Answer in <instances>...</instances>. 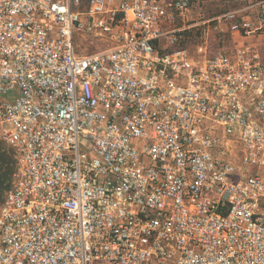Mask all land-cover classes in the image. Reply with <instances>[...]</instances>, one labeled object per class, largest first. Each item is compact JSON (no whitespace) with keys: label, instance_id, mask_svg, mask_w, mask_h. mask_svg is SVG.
<instances>
[{"label":"built area","instance_id":"1","mask_svg":"<svg viewBox=\"0 0 264 264\" xmlns=\"http://www.w3.org/2000/svg\"><path fill=\"white\" fill-rule=\"evenodd\" d=\"M190 10L0 0V264H264V0L215 53Z\"/></svg>","mask_w":264,"mask_h":264},{"label":"rangeland","instance_id":"2","mask_svg":"<svg viewBox=\"0 0 264 264\" xmlns=\"http://www.w3.org/2000/svg\"><path fill=\"white\" fill-rule=\"evenodd\" d=\"M260 1L262 0H189L191 10L189 20L186 21L188 29L179 33L180 37L192 51L204 42H208L210 53L229 50L234 47V43L223 24V16L229 12H238L242 16L253 13V7ZM218 23L221 25L220 29H217ZM175 25L183 28L180 19L176 20ZM0 148L13 149L4 143H0Z\"/></svg>","mask_w":264,"mask_h":264},{"label":"trees","instance_id":"3","mask_svg":"<svg viewBox=\"0 0 264 264\" xmlns=\"http://www.w3.org/2000/svg\"><path fill=\"white\" fill-rule=\"evenodd\" d=\"M17 170L18 159L15 150L0 148V206L13 184Z\"/></svg>","mask_w":264,"mask_h":264}]
</instances>
